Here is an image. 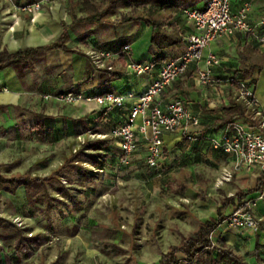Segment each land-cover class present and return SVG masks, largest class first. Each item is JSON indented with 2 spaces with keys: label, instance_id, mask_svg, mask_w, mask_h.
I'll return each instance as SVG.
<instances>
[{
  "label": "crops",
  "instance_id": "obj_1",
  "mask_svg": "<svg viewBox=\"0 0 264 264\" xmlns=\"http://www.w3.org/2000/svg\"><path fill=\"white\" fill-rule=\"evenodd\" d=\"M243 1L230 0L232 10L235 11ZM247 1L250 24L256 32H264V0ZM35 2L40 3V9L34 14L22 9ZM198 2L202 3L203 0H195L189 6L199 7ZM85 16L77 14L69 0H0V50L13 53L37 48L27 59L0 69L1 172L13 154L23 148V143L26 145L38 140L53 142L64 135L79 139L83 136L84 139V136L93 134L96 139L87 141L94 140L99 147L97 151L111 154L110 145H115L119 150L109 135L110 129L126 119L134 96L147 88L162 63L185 49L187 37L193 31L192 23L181 10L167 17L166 23L176 21L173 23L176 25L174 29H167L164 24L153 31L151 26L140 21L132 26L134 29L128 34L113 25L111 34L103 38L104 34L96 33L93 29L96 23L81 19ZM124 44H130V55L134 59L154 61L156 66L137 76L126 70L129 56L118 55L110 59L108 62L112 69L107 70L93 66L87 55L91 49L121 50ZM208 52L219 58V62L211 68V76L221 79L229 76L244 78L254 90L258 108L264 112V49L258 46L251 34L238 30L223 34L204 49L201 60L191 63L186 73L167 85L158 97L162 103L180 98L199 117L197 126L187 128L195 136L194 140H188L181 132L163 134L165 147L159 164L165 163L171 154L178 152L184 160H199L201 165L211 167L215 173L232 167L230 158L220 150L211 148L205 138L220 136L225 128L226 122L219 125L217 121L224 116L221 105L231 95L230 92L226 93L230 87L225 83L199 84L191 78L194 70L204 66ZM67 91L80 92L89 96V99L66 104L53 97L43 98V94L55 95ZM108 91L125 95L124 104L104 111L94 97ZM242 118L253 124L256 122L250 120L245 111ZM106 139L108 143H104ZM137 150L145 153L146 160V144L142 137L130 155L134 157ZM164 168L168 169L167 164H164ZM259 174L257 170L236 172L234 177L239 188L234 191L228 189L229 181L219 186L221 201L237 192L246 193L244 200L252 201L248 206L249 211L260 220L261 226L254 234L229 228L222 222L212 236L213 241L222 238L226 245L244 258L246 264H264V196L259 197L260 191H249L256 185ZM17 187L23 189V184ZM16 188L15 192L18 193ZM209 188L213 192L218 190L214 183ZM15 192L3 190L0 197H11ZM206 194L205 191L202 196L206 198ZM219 205H216L215 213ZM232 208L227 207L225 215ZM215 213L207 218L215 216ZM212 255L215 257L216 253L212 252ZM13 256L18 257L15 251Z\"/></svg>",
  "mask_w": 264,
  "mask_h": 264
},
{
  "label": "rangeland",
  "instance_id": "obj_2",
  "mask_svg": "<svg viewBox=\"0 0 264 264\" xmlns=\"http://www.w3.org/2000/svg\"><path fill=\"white\" fill-rule=\"evenodd\" d=\"M171 1L69 0V3L81 16L106 11L100 20L91 21L96 23L94 31L105 38L111 34L113 25L128 34L133 25L145 23L137 19L121 23L118 20L123 16L161 20L190 7L195 0L180 1L176 7ZM171 22L165 23L167 29L175 28L176 21ZM93 136L79 139L64 135L53 142L23 143V148L10 158L1 172L3 176L28 173L32 178L49 176V179L45 189L29 199L24 186L21 189L16 184H7L0 190L10 192L16 188L18 192L0 197V264H155L160 252L179 243L196 228L199 220L215 213L222 194L219 186L214 192L209 186L222 171L215 173L194 158L184 160L178 152L159 167L148 166L145 153L140 150L123 161L115 145H110L112 161L106 160L102 169L80 159L73 160L75 151L87 139H96ZM67 160L69 165L65 163ZM73 162L82 171L73 168ZM235 173L232 172L228 182L232 191L239 188ZM205 191L206 198L202 196ZM22 234L29 238L21 243L24 251L19 247L18 257H11ZM26 248L29 255L23 253ZM178 256L179 264H183L184 258Z\"/></svg>",
  "mask_w": 264,
  "mask_h": 264
},
{
  "label": "built area",
  "instance_id": "obj_3",
  "mask_svg": "<svg viewBox=\"0 0 264 264\" xmlns=\"http://www.w3.org/2000/svg\"><path fill=\"white\" fill-rule=\"evenodd\" d=\"M22 9L34 14L40 9V3L27 4ZM248 12L247 0H244L235 11L231 8L230 0H203L199 7L182 9L184 17L193 26V31L187 37L185 49L161 64L147 88L134 96L126 119L110 129L109 135L120 150L121 160L124 161L130 156L142 137L146 144V163L150 167H158L159 160L164 154V133L181 132L188 140L195 139L187 128L199 124L198 115L180 98L162 103L158 97L167 85L186 73L191 63L201 60L204 49L211 41L223 34L234 30L251 34L258 46L264 49V32H256L248 20ZM130 51V44H124L121 50L91 49L87 51V55L93 66L107 70L112 69V65L108 62L110 59L118 55L129 56L125 65L126 70L137 76L151 71L156 66L154 61L132 58ZM218 62L219 58L214 53L208 52L204 58V66L194 70L191 78L199 84L225 83L230 87V91L226 93L230 92L236 101L242 102L245 113L250 120L256 122L253 124L244 120L242 116L236 115L233 120L225 124L220 136H205L210 147L220 150L230 158L232 164V170L223 169L214 182L215 187L230 181L233 171L257 170L259 173H264V112L258 108L254 90L245 79L234 77L221 79L211 76V68ZM51 97L66 104H75L80 99H89V96L74 91L55 95L43 94L44 99ZM94 99L101 108L108 111L114 107H121L126 97L108 91L95 96ZM138 118H140L139 122ZM262 196H264V187L259 193V197ZM259 221L249 209L238 206L226 215L223 222L229 228L254 234L260 228Z\"/></svg>",
  "mask_w": 264,
  "mask_h": 264
},
{
  "label": "trees",
  "instance_id": "obj_4",
  "mask_svg": "<svg viewBox=\"0 0 264 264\" xmlns=\"http://www.w3.org/2000/svg\"><path fill=\"white\" fill-rule=\"evenodd\" d=\"M179 2L175 3V0L171 1L176 7L178 6L177 3H180V1L187 2L191 0H178ZM106 11H100L93 14H88L85 17L81 18L82 20H88V21H98L100 20V17L104 15ZM80 18H77V20ZM143 20L145 23L152 27L153 31L161 28L168 20V18H164L161 20H155V19H148L144 18L143 16H123L118 21L121 23H127L132 20ZM64 38L61 37V43ZM60 43V44H61ZM37 48H28L25 50H20L17 52L9 53L6 50H0V69L11 65L13 63L19 62L21 60L27 59L33 52H35ZM235 78V77H234ZM235 79H244V78H235ZM248 83V82H247ZM249 84V83H248ZM236 85V82H235ZM224 116L217 121V123L223 124L230 122L234 119L236 115L244 116V104L240 101H236L231 95L227 97V101L221 105ZM105 111V110H104ZM109 140H104V143H108ZM99 147L96 146V143L94 140L87 141L80 146L78 150L75 151V154H73L72 158L75 161H78L79 159L82 162H87L93 165L95 168H103L104 161L113 159V154L109 153H101L98 152L97 149ZM85 149H92L93 152H86ZM65 163H70L69 160H67ZM66 164V165H67ZM69 165V164H68ZM72 167L77 168L79 171H82L80 166L77 163H71ZM1 164H0V190L5 188L7 184L10 185H20L23 184L25 188V195L26 198L32 197L34 195H37V193L40 190L45 189V185L49 179V176H36L32 178L28 173H24L20 176H11V177H5L1 173ZM62 168H60L61 170ZM59 170H57V173ZM56 173V172H55ZM54 173V174H55ZM90 173H94L93 171H90ZM94 175L91 174V177L93 179ZM262 187H264V173H260L256 185L253 189L249 191H261ZM61 193L65 194L61 188H57ZM184 190V187H182ZM15 189H13L11 192H14ZM246 196V193L237 192L234 193V195L225 197L219 206L216 208L215 216H211L205 220L199 221L197 227L190 232L187 236L182 237L179 243L170 245L166 251L160 252V257L158 261L155 264H179V256L181 255L184 258L183 264H196L197 260H200L201 264H246V261L244 258L238 254L232 247L226 245L222 238H217L215 241H213L212 236L215 231V229L218 227L219 224H221L226 215L225 210L227 207L232 206V209H235L236 207L240 206L244 209H249L247 205V200H244ZM3 219V218H1ZM261 226V224H260ZM29 238L25 235H21L20 239L17 241L15 245V253L19 251V247L24 251L23 249V240ZM38 241L34 243H38ZM22 243V244H21ZM21 245V246H19ZM1 249V248H0ZM21 251V252H22ZM212 252L216 253V256L214 257L212 255ZM26 255L30 254V250L26 248V252H23ZM257 253V252H256Z\"/></svg>",
  "mask_w": 264,
  "mask_h": 264
}]
</instances>
